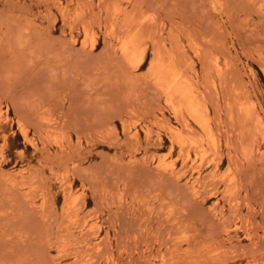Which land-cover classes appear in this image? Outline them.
Returning <instances> with one entry per match:
<instances>
[{
  "label": "rangeland",
  "instance_id": "1",
  "mask_svg": "<svg viewBox=\"0 0 264 264\" xmlns=\"http://www.w3.org/2000/svg\"><path fill=\"white\" fill-rule=\"evenodd\" d=\"M263 69L264 0H0V264H264Z\"/></svg>",
  "mask_w": 264,
  "mask_h": 264
},
{
  "label": "bare ground",
  "instance_id": "2",
  "mask_svg": "<svg viewBox=\"0 0 264 264\" xmlns=\"http://www.w3.org/2000/svg\"><path fill=\"white\" fill-rule=\"evenodd\" d=\"M124 39H125V38H124ZM118 40H120V39H118ZM118 40H117V41H118ZM123 43H124V42H123ZM123 43H122V44H123ZM125 43H126V42H125ZM131 44L133 45L134 42L131 43ZM134 46H135V45H134ZM153 47H154V46H153ZM128 48H130V47H128ZM123 50H124V52H125V54H126V53H127V50L124 49V48H123ZM133 50H134V49H133ZM139 50H140V49H139ZM139 50H138V51H139ZM155 50H156V49H155ZM155 50H154V53H156ZM121 51H122V50H121ZM174 51H175V50H174ZM177 51H178V50H177ZM177 51L174 52V53H176V55H177ZM168 52H170V51H168ZM202 52H203V51H202ZM132 53H133V52H132ZM141 53H142V52H141ZM196 53H197V51H196ZM203 53H204V52H203ZM133 54H134V53H133ZM133 54H131V55H133ZM180 54H181V53H180ZM137 55H138V52H137ZM141 55H142V54H140V55L138 56V59H139V57H140V60H138L139 63L141 62ZM154 55H155V54H154ZM154 55H153V56H154ZM169 55H171V54H169ZM176 55L174 54V56H176ZM203 55H204V54H203ZM134 56H135V55H134ZM121 57H122V56H121ZM171 57H172V56H171ZM202 57H203V56H202ZM130 58H131V57H130ZM124 59H126V58L124 57ZM127 59H128V58H127ZM135 59H136V58H135ZM153 59H155V58H153ZM153 59H152V61H154ZM171 59H172V58H171ZM177 59H178V58H177ZM177 59H176V61H175L176 64H179V62L182 63V61H179V59H178V60H177ZM128 60H129V59H128ZM168 60H169V59H168ZM138 61H137V62H138ZM155 61H156V60H155ZM164 61L167 63V61H166L165 59H164ZM173 61H174V60H173ZM128 63H129V62H128ZM162 63H163V61H162ZM130 64H132V63H130ZM150 64H151V63H150ZM166 65H167V64H165V66H166ZM155 66H156V65H155ZM155 66H154V67H155ZM165 66H163V68H164ZM181 66H182V65H181ZM161 67H162V66H161ZM176 67H177V66H176ZM151 68H152V66H151ZM169 68H170V67H169ZM172 68H173V67H172ZM180 68H181V67H180ZM184 68H185V67H184ZM152 69H153V68H152ZM159 70H160V69H159ZM162 70H163V69H162ZM162 70H161V71H162ZM169 70H170V72H169V71H166V73H168V72L171 73V70H172V69H169ZM263 70H264V69H263ZM151 71H152V70H151ZM174 71H175V70H174ZM182 71H183V68H182ZM184 71H185V70H184ZM186 71H187V70H186ZM186 71H185V72H186ZM179 72H180V70H179ZM166 73H163V74L166 75ZM178 74H179V73H178ZM158 77H159V76H158ZM163 77H164V75H163ZM179 77H180V76H179ZM157 79H160V78H157ZM157 79H156V81H157ZM162 79H164V78H162ZM162 79H160V81H161ZM177 79H178V77H177ZM180 79H181V78H180ZM188 79H190V78H188ZM184 81H185V80H184ZM153 82H154V81H153ZM158 82H159V81H158ZM168 82H169V81H168ZM170 82H171V83H170L169 89L172 90V91L170 90V92H171V93H169L170 96L178 97V98L180 99V101H181L180 103L184 102V103L186 104V107H187L188 112H189L190 114L194 115V114H193V111H196V109L193 110V106H194V104H193L191 101H189V98H188L189 93L187 94V92H186L185 90H183V88L181 87L183 84H182V85L177 84V80L175 79V77H173L172 80H170ZM222 82H224V81H222ZM162 83L165 84L164 81H163ZM159 84H160V83H159ZM168 84H169V83H168ZM184 84H185V83H184ZM219 84H220V83H219ZM165 85H166V84H165ZM199 85H200V84H199ZM154 86H155V85H154ZM157 86H158V85H157ZM194 86H196V84H194ZM158 87H159V86H158ZM158 87H157V88H158ZM189 87H190V86H189ZM219 87H220V85H219ZM191 88H192V87H191ZM159 90H160V89H159ZM166 90H167V89H166ZM193 90H194V92H195V88H194ZM196 91H197V90H196ZM220 91H221V90H220ZM160 92H163V91H160ZM162 94H163V93H162ZM169 94H168V96H169ZM191 94H192V93H191ZM163 96H164V94H163ZM194 96H195V95H194ZM189 97H190V95H189ZM198 97H201V96H198ZM222 97H223V96H222ZM172 98H173V97H172ZM192 99H193V98H192ZM195 99H196V97H195ZM171 100H172V99H171ZM190 100H191V99H190ZM193 100H194V99H193ZM206 100H208V99H206ZM177 101H178V100H177ZM194 101H195V100H194ZM194 101H193V102H194ZM202 101H203V100H202ZM227 101H228V100H227ZM165 102H166V101H165ZM178 102H179V101H178ZM178 102H177V103H178ZM209 102H210V101H209ZM234 102H235V99H234ZM230 103H231V102H230ZM230 103H228V104H230ZM182 104H183V103H182ZM182 104H181V105H182ZM203 104H205V103H203ZM212 104H213V103H212ZM212 104H211V105H212ZM192 105H193V106H192ZM174 106H175V105H174ZM174 106H173V107H174ZM182 106H183V105H182ZM182 106H180V107H182ZM209 106H210V105H209ZM215 106H216V105H215ZM240 106H241V104H240ZM180 107H179V108H180ZM194 107H195V106H194ZM225 107H226V106H225ZM227 107H228V106H227ZM238 107H239V106H238ZM209 108H210V107H209ZM212 108H213V107H212ZM214 108H215V107H214ZM230 108H231V107H230ZM184 109H185V108H184ZM205 109H206V108H205ZM205 109H204V112H205ZM180 110H182V109H180ZM202 110H203V109H202ZM228 110H229V109H228ZM170 111H171V110H170ZM172 111H173V110H172ZM206 111H207V110H206ZM229 111H230V110H229ZM246 111H247V110H246ZM196 112H197V111H196ZM231 112H232V111H231ZM250 112H251V111H250ZM189 113H188V114H189ZM239 113H240V112H239ZM243 113H244V111H243ZM251 113H252V112H251ZM171 114H172V113H171ZM196 114H198V113H196ZM204 114H206V112H205ZM228 114H229V113H228ZM228 114H227V116H228ZM252 114H253V113H252ZM200 115H201V113H200ZM230 115H231V114H230ZM241 115H242V114H241ZM243 115H244V114H243ZM179 116H180V115H179ZM189 116H190V115H189ZM201 116H202V115H201ZM205 116H206V115H205ZM232 116H233V115H232ZM232 116H231V117H232ZM247 116H249V115H247ZM191 117H192V116H191ZM202 117H203V116H202ZM229 117H230V116H229ZM239 117H240V116H239ZM175 118H176V117H175ZM179 118H180V117H179ZM192 118H195V117H192ZM197 118H198V117H197ZM197 118H196V119H197ZM226 118H227V117H226ZM232 118H233V117H232ZM236 118H237V117H236ZM250 118H251V117H250ZM252 118H254V117H252ZM252 118H251V119H252ZM205 119H207V118H205ZM255 119H256V118H255ZM255 119H254V120H255ZM200 120H203V119H200ZM240 120H241V119H240ZM254 120H253V122H255ZM194 121H196V120L193 119V122H194ZM197 121H199V120H197ZM197 121H196V122H197ZM203 121H205V120H203ZM206 121H207V120H206ZM237 121H238V120H237ZM184 122H185V121H184ZM199 122H200V121H199ZM233 122H235V121H233ZM207 123H208V122H207ZM241 123H242V122H240L239 124H241ZM250 123H251V122H250ZM185 124H186V123H185ZM234 124H237V123L235 122ZM239 124H238V126H239ZM248 124H249V123H248ZM252 124H253V123H252ZM254 124H255V123H254ZM186 125H187V124H186ZM202 125H203V127H205L204 124H202ZM230 125H231V124H230ZM250 125H251V124H250ZM250 125H249V126H250ZM180 126H181V125H180ZM231 126L234 127V128H232V130L237 129V128H236V125H231ZM239 127H240V126H239ZM245 127H247V126H245ZM251 127H253V126H251ZM241 128H243V127H241ZM248 128H249V127H248ZM260 128H261V127H260ZM183 129H184V128H183ZM187 129H188V128H187ZM208 129H209V128H208ZM238 129H239V128H238ZM172 130H173V129H172ZM188 130H189V129H188ZM243 130H244V129H243ZM249 130H250V129H249ZM189 131H190V130H189ZM237 131H238V130H237ZM246 131H247V130H246ZM246 131H245V132H246ZM170 132H171V131H170ZM232 132H233V131H232ZM234 132H235V134H237L236 131H234ZM171 133H172V132H171ZM175 133H176V132H175ZM209 133H210V131H209ZM243 133H244V132H243ZM172 134H173V133H172ZM240 134H241V132H240ZM248 134H249V133H248ZM251 134H252V133H251ZM204 135H205V134H204ZM241 135H242V134H241ZM245 135H246L245 137L242 135L241 138H246V137H247V134H245ZM174 136H175V135H174ZM182 136H183V135H182ZM210 136H211V135H210ZM231 136H232V135H231ZM192 137H193V136H192ZM249 137L251 138V136H249ZM249 137H247V138H249ZM247 138H246V139H247ZM171 139H172V138H171ZM188 139H189V137H188ZM224 139H225V138H224ZM229 139H230V138H229ZM173 140H174V139H172V141H173ZM231 140H232V139H231ZM226 141H227V140H226ZM232 141H233V140H232ZM249 141H250V140H249ZM173 142H175V140H174ZM230 142H231V141H230ZM173 144H174V143H173ZM181 144H182V143H181ZM181 144H180V145H181ZM189 145H190V143H189ZM235 145H238V144H235ZM176 146H178V145H176ZM190 146H192V145H190ZM248 146H249V145H248ZM180 147H181V146H180ZM228 147H229V146L227 145V148H228ZM234 147H235V146H234ZM182 148H183V147H182ZM225 148H226V147H225ZM227 148H226V149H227ZM181 151H182V150H181ZM228 156H229V155H228ZM228 158H229V157H228ZM230 158H231V157H230ZM229 160H230V159H229ZM247 160H248V159H247ZM187 171H188V170H187ZM195 192H197V191L195 190ZM195 194H196V193H195ZM175 226H176V225H175ZM167 227H168V226H167ZM172 227H174V226H172ZM172 227H171V228H172ZM174 228H175V227H174ZM167 229H168V228H167ZM170 230H171V229H170ZM166 233H167V232H166ZM166 236H167V235H166ZM168 237L171 238L170 236H168ZM165 238H166V237H165ZM196 239H197V238H196ZM193 240H194V239H193ZM189 241H190V239H189ZM195 241H197V240H195ZM164 242H165V241H164ZM191 242H192V241H191ZM166 246H167V245H166ZM160 248H161V247H160ZM176 250H177V249H176ZM174 251H175V250H174ZM167 252H168V251H167ZM170 252H171V250H170ZM170 252H169V255H170ZM175 253H176V252H175ZM179 254H180V253H179ZM179 254H178V255H179ZM184 254H185V253H184ZM182 255H183V254H182ZM154 256H155V255H154ZM172 256H173V255H172ZM176 256H177V255H176ZM179 256H180V255H179ZM186 256H187V255H186ZM223 256L226 257V256H228V255H225V254H224ZM157 257H159V256H157ZM160 257H162V256H160ZM184 257H185V256H184ZM162 258H165V257H162ZM175 258H177V257H175ZM228 258H229V256H228ZM154 259H155V258H154ZM171 259H172V258H171ZM219 259H220V258H219ZM222 259H223V257L221 258L220 261H222ZM155 260H157V259H155ZM163 260H165V259H163ZM226 260H227V259H226ZM226 260H225V261H226ZM177 261H178V260H177ZM228 261H229V260H228ZM228 261H227V262H228ZM148 262H149V261H148ZM170 262H171V261H169V263H170ZM222 262H223V261H222ZM231 262H232V259H231ZM171 263H172V262H171ZM215 263L217 264V262H215ZM224 263H225V262H224ZM145 264H146V263H145ZM172 264H174V263H172ZM218 264H221V262L218 263ZM222 264H223V263H222Z\"/></svg>",
  "mask_w": 264,
  "mask_h": 264
}]
</instances>
